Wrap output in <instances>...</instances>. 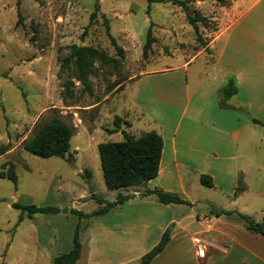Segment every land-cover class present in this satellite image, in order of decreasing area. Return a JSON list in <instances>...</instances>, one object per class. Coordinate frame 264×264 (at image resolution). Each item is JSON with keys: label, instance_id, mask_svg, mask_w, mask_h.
<instances>
[{"label": "rangeland", "instance_id": "374dc122", "mask_svg": "<svg viewBox=\"0 0 264 264\" xmlns=\"http://www.w3.org/2000/svg\"><path fill=\"white\" fill-rule=\"evenodd\" d=\"M181 1L184 6L171 0L151 2L147 10V0H0V147L6 146L0 154V170L3 164L5 168L13 165L17 174L16 187L0 176V264H51L54 254L70 247L78 221L82 241L85 242L86 235L90 237V251L87 253L84 245L83 257L76 264H92L86 261L88 257L96 264L138 262L135 253L149 242L142 239L140 225L147 217L145 211L133 213L138 218L134 223L137 225L135 252H125L122 248L128 249V243L126 246L124 241L114 240L111 235L101 241L110 251L103 255L98 251V226L111 225L113 221L123 223V219L128 218L126 211L113 212L107 217L79 218L68 210L74 208L89 213L98 208L97 201L90 197L89 188L106 200L115 199L119 192L134 196L144 194L139 187L119 190L106 187L97 144L122 140L120 127L137 136L155 126L152 118L135 103V100L140 101L154 115L160 112L159 100H147L145 87L157 91L168 82L176 87L185 76L193 86L212 73L209 49L196 39L187 13L207 18L208 26L199 24V31L208 43L248 0ZM94 10L95 18L89 21ZM103 16L110 33L123 48L124 58L118 67L95 63L88 77L90 93L75 80L72 66L62 67L61 63L72 44L91 46L116 56L105 34ZM149 26L154 40L143 57L142 46ZM219 46L217 43L216 47ZM200 50L202 53H197ZM192 57L184 72L182 63ZM142 73L145 74L140 75ZM135 75L140 76L130 79ZM69 80L73 84L67 89ZM119 85L122 88H118ZM171 114L174 116L176 110ZM114 115L120 117L119 127L113 122ZM53 117L74 127L69 147L71 160L66 156L40 157L23 148V141ZM123 119L130 125L122 123ZM85 168L91 170L90 179ZM201 185L197 184L199 190L192 193L198 198L195 211L208 210L204 198H214L225 208L260 220L258 203L252 202L250 197L234 205L220 198L219 192ZM15 201L54 205L59 211L37 212L31 217L23 212L19 220L21 209L11 205ZM223 216L237 221L234 214ZM130 244L133 246L132 241Z\"/></svg>", "mask_w": 264, "mask_h": 264}, {"label": "crops", "instance_id": "0c3cea01", "mask_svg": "<svg viewBox=\"0 0 264 264\" xmlns=\"http://www.w3.org/2000/svg\"><path fill=\"white\" fill-rule=\"evenodd\" d=\"M217 43L220 44L218 48ZM206 46L213 63L210 75L200 78L193 86L185 76L176 87L168 82L157 91L144 88L148 90L145 92L147 100L157 98L160 102L157 116L135 100L136 106L155 123L143 131L154 129L163 139L157 175L138 187L143 190L160 187L179 194L189 204H162L152 194H141L113 206L97 217L125 210L128 218L123 219V223L113 221L111 225L98 226V251L103 255L110 251L101 241L103 243L105 237L111 235L114 240L128 243V249L121 247L125 252H135L137 225L133 213L145 211L147 217L140 219V225L142 239L149 242H143L144 246L135 253L138 262L172 224L164 248L149 264H264V238L261 235L248 231L238 220L223 216L225 214L217 215L221 210L233 209L225 208L214 198H204L208 210L195 211L198 198L192 194L200 188L197 187V184L201 185L199 174L206 173L213 182L209 188L219 192L220 198L235 205L250 197L252 202L258 203L260 219L264 218V126L251 120L256 117L264 122V0H248ZM192 59L182 63L184 72ZM140 75L130 79L135 80ZM228 78L235 81L237 93L227 99L229 107L225 108L218 106L217 96ZM235 108L244 109L250 117ZM174 109L176 114L173 116L171 111ZM122 123L130 125L124 119ZM238 177L242 178L245 187L234 194ZM79 239L89 253L90 237L86 235L85 242L80 235ZM131 241L133 246H130ZM70 248L71 243L66 251ZM86 261L96 264L89 257Z\"/></svg>", "mask_w": 264, "mask_h": 264}, {"label": "trees", "instance_id": "16d2710c", "mask_svg": "<svg viewBox=\"0 0 264 264\" xmlns=\"http://www.w3.org/2000/svg\"><path fill=\"white\" fill-rule=\"evenodd\" d=\"M165 0H147V10L151 2H161ZM172 3H178L184 6L181 0H171ZM224 2L225 0H217ZM97 3L95 4V8ZM95 18V10L90 13L89 21ZM188 23L192 26L196 35V39L201 42L204 48H207V43L203 40L199 31V24L204 27L208 26V21L205 16L186 15ZM104 30L107 38L113 46L116 56H109L105 51L96 49L91 46L72 44L69 46V52L62 58V67H70L73 69V77L79 81L85 90L92 92L88 82L89 75L93 72L94 65L98 62L101 65H111L118 67L124 58L123 48L116 42L114 36L110 33L109 24L105 16H103ZM154 38L151 35L150 26L147 29L146 40L142 46V55L146 57L151 49V44ZM73 84L71 80L66 82V88L69 89ZM117 83H113L115 85ZM118 88H122L121 85ZM237 93L235 81L228 78L226 83L218 90L217 103L220 107H229L226 102L229 97ZM119 116L114 115V124L119 127ZM254 123L264 126V122L256 117H251ZM74 127L58 117H53L39 126L33 136L23 141V148L40 157L59 156L67 160H71L69 153L70 139L73 135ZM123 139L120 141H106L97 144L99 160L102 168V174L105 185L108 189H121L127 187H138L144 185L146 181L154 178L158 173L160 156L163 146L162 136L154 129L140 132L137 136L128 133L125 129L120 130ZM6 150V146L0 147V154ZM84 172L88 179L91 178V170L85 168ZM0 176L9 179L16 187L17 174L13 165H8L5 168L3 164L0 170ZM199 181L202 185L213 186L212 178L206 173L199 174ZM244 182L241 177H238L237 185L234 194H238L244 189ZM90 197L95 199L99 204L95 210L84 213L83 211L70 208L69 213L76 214L79 218L82 216H93L105 214L110 208L117 204L132 198L134 195L118 193L115 199L106 200L101 195L95 193L89 188ZM154 195L157 202L162 204L169 203H185L189 201L183 199L179 194L171 191L163 190L160 187L146 188L144 195ZM12 206L21 209L18 217L23 218V212L31 217L34 213L57 212L59 208L54 205H36L33 203L23 204L18 201L12 202ZM230 215L234 214L236 219L250 232L257 233L264 238V218L255 220L251 216L237 210H221L217 213ZM79 221L74 227L73 236L71 239V248L68 251L60 252L51 257V264H76L82 255V243L79 239ZM172 224L168 225L162 232L158 242L153 245L147 252L141 255L138 264H149L152 258L158 254L165 246L170 237Z\"/></svg>", "mask_w": 264, "mask_h": 264}, {"label": "water", "instance_id": "95a60500", "mask_svg": "<svg viewBox=\"0 0 264 264\" xmlns=\"http://www.w3.org/2000/svg\"><path fill=\"white\" fill-rule=\"evenodd\" d=\"M239 113H241L242 115H244L245 117H250V113L245 111L244 109L241 108H235ZM12 200H10L11 202Z\"/></svg>", "mask_w": 264, "mask_h": 264}]
</instances>
